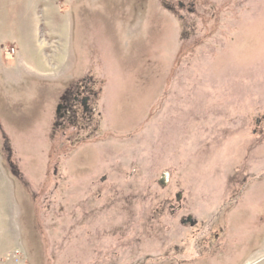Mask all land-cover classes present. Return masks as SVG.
I'll return each instance as SVG.
<instances>
[{
  "label": "rangeland",
  "instance_id": "374dc122",
  "mask_svg": "<svg viewBox=\"0 0 264 264\" xmlns=\"http://www.w3.org/2000/svg\"><path fill=\"white\" fill-rule=\"evenodd\" d=\"M172 1L0 0V264H264V0Z\"/></svg>",
  "mask_w": 264,
  "mask_h": 264
},
{
  "label": "flooded vegetation",
  "instance_id": "af4514ba",
  "mask_svg": "<svg viewBox=\"0 0 264 264\" xmlns=\"http://www.w3.org/2000/svg\"><path fill=\"white\" fill-rule=\"evenodd\" d=\"M192 1H194V0H192ZM169 6H172V5H174V3H173V1L172 0H169ZM177 4H178V6H180V7H182V3H180V2H177ZM194 3H189V5L191 6V5H193ZM187 6V5H186ZM189 14H192L193 13V11H187ZM66 102H67V100H66ZM63 109H65V113L63 114V116H60V118L59 119H61V120H63V119H67L68 118V109H67V106L66 107H64ZM86 113V112H85ZM84 113V114H85ZM84 116H86V117H88V114L87 115H84ZM66 117V118H65ZM61 123H63V122H60V126H61ZM2 136H3V138H5V134H1ZM1 144H2V149H4V148H10V149H8L10 152L8 153V158H6V157H4L5 158V160L6 159H9L8 161H9V163L11 164L12 162H11V158L12 159H14L15 160V156H13V151H12V147H11V145H10V141H6V142H1ZM62 144H64V143H62ZM158 183V185H160V187H162V188H164V187H166V184L168 183V177H166L165 175H163L162 177H161V180L160 181H158L157 182ZM178 200V202H182V200L180 199V196H179V194H178V196H177V198H176V201ZM173 207H175V206H173ZM173 207H171L170 206V208H171V212H177V213H181L182 211V207H181V205L180 206H178V207H176V208H173ZM196 225H198V224H193L192 223V221H191V217H190V215H181L180 216V218H179V224H178V226L181 228V229H186V230H189V231H191V229H194V228H196ZM208 225H211V224H206V228L208 229ZM202 228V227H201ZM168 229H169V227H168ZM223 230H224V228L222 229L221 228V233H222V235H223ZM216 236V239H217V235H215ZM29 238H30V236H29ZM223 238V237H222ZM64 236H62L61 237V240H59L58 242H57V244H59V245H63L64 243ZM218 240V239H217ZM30 241H31V243L32 244H34V241H32L31 239H30ZM206 241V240H205ZM205 243V242H204ZM211 242H207V243H205V244H210ZM218 243V241H216L214 244H217ZM173 246L174 247H171L169 244H168V250H167V252H165L164 253V256L166 255V257H169L170 255L171 256H176V257H182L183 259L182 260H185V257L187 256V251H186V249H187V247H188V243H186V241L185 242H183V244H180V245H178V244H173ZM208 246V245H207ZM197 247V246H196ZM195 247V248H196ZM213 245L211 244V247H210V250L209 251H207V253H205V254H210V253H212V251L211 250H213ZM217 247H215V249H216ZM208 249V248H207ZM28 256H29V258L31 259L32 257H31V253H28ZM29 264V263H28Z\"/></svg>",
  "mask_w": 264,
  "mask_h": 264
},
{
  "label": "built area",
  "instance_id": "2783aa9c",
  "mask_svg": "<svg viewBox=\"0 0 264 264\" xmlns=\"http://www.w3.org/2000/svg\"><path fill=\"white\" fill-rule=\"evenodd\" d=\"M22 256L21 252L15 249L7 254V260L9 264H25Z\"/></svg>",
  "mask_w": 264,
  "mask_h": 264
}]
</instances>
